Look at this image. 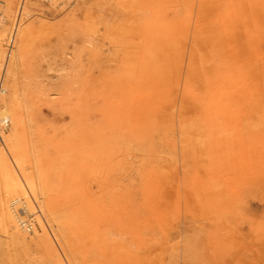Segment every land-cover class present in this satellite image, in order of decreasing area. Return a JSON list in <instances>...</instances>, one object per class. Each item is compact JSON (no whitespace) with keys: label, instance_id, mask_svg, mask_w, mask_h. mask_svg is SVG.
<instances>
[{"label":"rangeland","instance_id":"374dc122","mask_svg":"<svg viewBox=\"0 0 264 264\" xmlns=\"http://www.w3.org/2000/svg\"><path fill=\"white\" fill-rule=\"evenodd\" d=\"M20 3L27 33L7 20L0 73L16 50L45 196L78 264H264V0ZM204 70L221 91L205 92ZM0 241V264H56Z\"/></svg>","mask_w":264,"mask_h":264},{"label":"bare ground","instance_id":"6f19581e","mask_svg":"<svg viewBox=\"0 0 264 264\" xmlns=\"http://www.w3.org/2000/svg\"><path fill=\"white\" fill-rule=\"evenodd\" d=\"M49 1H52V4L60 5L69 0ZM20 2L23 3V5L20 3L23 13L25 0H20ZM13 4L14 0H0V47L5 35L12 34L11 30L7 31L6 28V22L11 17L17 23L15 24L14 35L22 37L27 33V19L20 18L18 20L20 10L18 8L13 14ZM204 51L207 54L206 49ZM17 57L15 50V60L12 61L11 68H6L3 73H0V129L3 132V138L0 140V181L5 191L4 200L0 199V209L5 207L4 217L6 220L0 235L10 240L16 253L21 251L25 256H28L30 251L40 250L49 253L56 264H78L77 257L72 252V244H69V240L63 235L59 217L54 214L53 205L55 206V204L54 202L50 203V200L46 199L45 196L46 176L50 173V166L41 158V153L36 148L33 139L28 137L32 131L33 110L26 89L20 85ZM204 71H206L205 78H208V86L210 87L213 82L215 86L213 89L214 86L208 87L205 92L209 94L214 90L216 92L221 91V87L215 82V76L212 75V72ZM105 74V71L100 73L101 76ZM199 113L205 117L207 122L213 119L212 114L205 111L203 107L199 108ZM229 116L225 121L226 123L235 119V116ZM7 122L9 127L7 130H3L2 124ZM213 123L211 124L212 126L215 125L217 131L231 128L226 123ZM223 140V136H217L219 144H222ZM229 140L234 141L233 138H229ZM199 141V144L203 145L204 140L200 138ZM222 153L220 151L219 158L222 157ZM218 166L223 168V164L219 162L215 165L216 171ZM223 185L225 184L219 177L212 180L210 193L213 204H219L223 201ZM225 191L227 192V190ZM225 208L223 205L222 209ZM113 229L111 234L115 242L123 240L127 235L120 228L115 227ZM76 232H78L77 238L79 239L81 232L78 229ZM3 249V242L0 241V252ZM31 259L29 257V260Z\"/></svg>","mask_w":264,"mask_h":264},{"label":"built area","instance_id":"2783aa9c","mask_svg":"<svg viewBox=\"0 0 264 264\" xmlns=\"http://www.w3.org/2000/svg\"><path fill=\"white\" fill-rule=\"evenodd\" d=\"M2 126H3V130H7L8 129V127H9V123L7 122V123H3L2 124ZM3 138V132H2V130L0 129V140Z\"/></svg>","mask_w":264,"mask_h":264}]
</instances>
